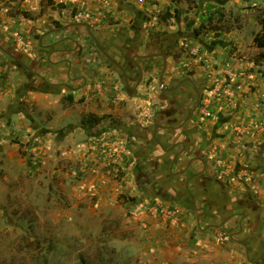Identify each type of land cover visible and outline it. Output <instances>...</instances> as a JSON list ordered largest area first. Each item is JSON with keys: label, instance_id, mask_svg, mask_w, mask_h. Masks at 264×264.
<instances>
[{"label": "crops", "instance_id": "obj_1", "mask_svg": "<svg viewBox=\"0 0 264 264\" xmlns=\"http://www.w3.org/2000/svg\"><path fill=\"white\" fill-rule=\"evenodd\" d=\"M210 8L240 22L196 35ZM261 17L264 0H0L2 166L56 180L91 257L264 264Z\"/></svg>", "mask_w": 264, "mask_h": 264}, {"label": "rangeland", "instance_id": "obj_2", "mask_svg": "<svg viewBox=\"0 0 264 264\" xmlns=\"http://www.w3.org/2000/svg\"><path fill=\"white\" fill-rule=\"evenodd\" d=\"M0 165V264H119L108 257L118 253L116 247H102V257L94 258L69 240L74 235L66 233L51 181L25 175L19 162Z\"/></svg>", "mask_w": 264, "mask_h": 264}, {"label": "trees", "instance_id": "obj_3", "mask_svg": "<svg viewBox=\"0 0 264 264\" xmlns=\"http://www.w3.org/2000/svg\"><path fill=\"white\" fill-rule=\"evenodd\" d=\"M217 17H218L217 21L219 22V24L217 23V21H216L217 24H215L214 13L211 12V8H210V12L208 13L207 16L203 18V22L201 26L196 30L195 34L200 35L208 30H214L218 32H230L231 30L235 28V25L240 22L239 17H235L233 16V14H231L229 17L234 19L233 20L234 23H232L233 21L232 22L230 21L232 19H228L227 14L223 12H218ZM259 23L262 27V30L259 34L255 36L254 43L256 47L261 50L260 55L264 59V17H261L259 19ZM88 121L96 123L100 121V119L89 117L88 119L83 121V125H85Z\"/></svg>", "mask_w": 264, "mask_h": 264}, {"label": "built area", "instance_id": "obj_4", "mask_svg": "<svg viewBox=\"0 0 264 264\" xmlns=\"http://www.w3.org/2000/svg\"><path fill=\"white\" fill-rule=\"evenodd\" d=\"M228 76L229 77H233L234 75L231 74V73H228ZM222 89H223V86H220V87L216 88V90H215L216 97H220L221 96ZM202 102H203L202 106H203L204 113L206 115H209V112L207 111V105H208L207 100L203 99ZM112 145H113V147L110 150L109 161H108L106 167L104 168L105 175H112V172L115 170V168L117 166L118 156L120 154H123L126 151L125 147L122 146L120 143H113ZM148 211H150L152 214L163 212V214H166L167 216H170V215L175 213V211L172 210V209H164V206L160 202H154L148 208Z\"/></svg>", "mask_w": 264, "mask_h": 264}]
</instances>
